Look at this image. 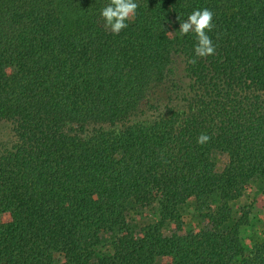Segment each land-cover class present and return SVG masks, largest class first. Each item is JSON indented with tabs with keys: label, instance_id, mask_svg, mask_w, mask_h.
<instances>
[{
	"label": "trees",
	"instance_id": "1",
	"mask_svg": "<svg viewBox=\"0 0 264 264\" xmlns=\"http://www.w3.org/2000/svg\"><path fill=\"white\" fill-rule=\"evenodd\" d=\"M136 2L117 35L110 0H0V264H264L250 206L230 205L264 184V0ZM203 8L206 58L179 33Z\"/></svg>",
	"mask_w": 264,
	"mask_h": 264
},
{
	"label": "rangeland",
	"instance_id": "2",
	"mask_svg": "<svg viewBox=\"0 0 264 264\" xmlns=\"http://www.w3.org/2000/svg\"><path fill=\"white\" fill-rule=\"evenodd\" d=\"M177 67L178 71L181 73L180 75H182L183 63L179 61L177 63ZM164 93L165 91L158 89L155 94H158L159 99L162 101L165 97ZM14 140L15 136L11 123L8 121H0V149L11 145ZM214 159L217 170L222 171L229 161V156L226 153H216ZM230 205L235 209L244 205L250 206V225L246 226L242 233L247 241H249L248 236L251 235L254 229H258L261 232L264 231V184H261L259 181H255L254 187L251 190L246 191L241 198L231 202ZM128 217L139 227H142L154 221L155 213L153 209H138L136 211H130ZM184 220L188 230L199 229L203 226L201 221L196 218L194 197L189 200L185 208ZM170 231L171 230L168 229L165 230L166 233H170ZM56 257L59 258L60 255L56 254Z\"/></svg>",
	"mask_w": 264,
	"mask_h": 264
},
{
	"label": "clouds",
	"instance_id": "3",
	"mask_svg": "<svg viewBox=\"0 0 264 264\" xmlns=\"http://www.w3.org/2000/svg\"><path fill=\"white\" fill-rule=\"evenodd\" d=\"M138 7L136 0H110V3L103 7L100 13L105 22V30L118 35L128 27L126 21H134ZM213 20L214 13L208 8H203L193 10L187 20L180 22L179 33L181 35H187L190 32L195 34L194 53L196 57L206 58L216 53V46L208 34L215 27ZM190 63H196V59L193 58ZM210 138L208 134L201 133L197 142L205 143Z\"/></svg>",
	"mask_w": 264,
	"mask_h": 264
}]
</instances>
